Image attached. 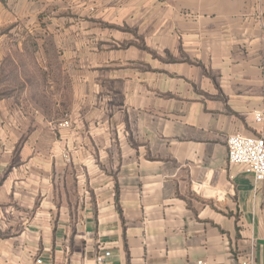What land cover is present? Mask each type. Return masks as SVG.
Returning a JSON list of instances; mask_svg holds the SVG:
<instances>
[{
  "label": "crops",
  "instance_id": "0c3cea01",
  "mask_svg": "<svg viewBox=\"0 0 264 264\" xmlns=\"http://www.w3.org/2000/svg\"><path fill=\"white\" fill-rule=\"evenodd\" d=\"M233 134L264 136V0L0 1V264H264Z\"/></svg>",
  "mask_w": 264,
  "mask_h": 264
},
{
  "label": "built area",
  "instance_id": "2783aa9c",
  "mask_svg": "<svg viewBox=\"0 0 264 264\" xmlns=\"http://www.w3.org/2000/svg\"><path fill=\"white\" fill-rule=\"evenodd\" d=\"M255 119L260 121L262 115L256 113ZM66 120L62 125H68ZM227 159L229 163L241 165L246 172L252 173L256 181L264 179V136H245L241 134L229 135L226 139ZM109 252L97 255V262L101 263ZM35 264H42V259L37 257ZM198 264H205L199 261Z\"/></svg>",
  "mask_w": 264,
  "mask_h": 264
},
{
  "label": "rangeland",
  "instance_id": "374dc122",
  "mask_svg": "<svg viewBox=\"0 0 264 264\" xmlns=\"http://www.w3.org/2000/svg\"><path fill=\"white\" fill-rule=\"evenodd\" d=\"M5 29H6V28H5ZM16 33H17L18 35L21 34L19 30H17Z\"/></svg>",
  "mask_w": 264,
  "mask_h": 264
},
{
  "label": "trees",
  "instance_id": "16d2710c",
  "mask_svg": "<svg viewBox=\"0 0 264 264\" xmlns=\"http://www.w3.org/2000/svg\"><path fill=\"white\" fill-rule=\"evenodd\" d=\"M1 2H4L5 0H0Z\"/></svg>",
  "mask_w": 264,
  "mask_h": 264
}]
</instances>
